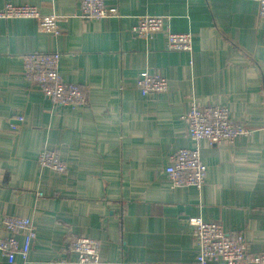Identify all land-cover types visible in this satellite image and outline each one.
Masks as SVG:
<instances>
[{"label": "crops", "instance_id": "0c3cea01", "mask_svg": "<svg viewBox=\"0 0 264 264\" xmlns=\"http://www.w3.org/2000/svg\"><path fill=\"white\" fill-rule=\"evenodd\" d=\"M103 1L118 17L82 20L79 0H0V7L27 4L67 17L57 37L31 19H0V238L5 217L32 218L27 264H78L68 252L74 235L98 242V264H197L187 220L199 217L242 233L248 253H264L258 1ZM145 15L191 33V55L168 51L162 34L133 36L136 17ZM48 51L60 54L59 74L81 87L85 105L53 106L24 80L22 57ZM143 71L166 78L167 91L141 96L135 83ZM192 104L226 107L251 131L233 143L200 142V191L173 188L164 173L172 153L194 146L182 118ZM43 150L55 151L67 171L40 168ZM0 264H9L1 253Z\"/></svg>", "mask_w": 264, "mask_h": 264}, {"label": "built area", "instance_id": "2783aa9c", "mask_svg": "<svg viewBox=\"0 0 264 264\" xmlns=\"http://www.w3.org/2000/svg\"><path fill=\"white\" fill-rule=\"evenodd\" d=\"M258 1V14L264 18V0ZM82 20H102L118 17L115 8L107 7L103 0H79L77 14ZM0 19H31L37 29L51 37H57L61 24L67 17L61 15H42L33 5H13L6 3L0 7ZM133 36L148 40L155 34L165 37L168 51L192 53L191 33H173L166 26L165 17L138 16L131 28ZM60 54L57 51L32 53L22 57V75L29 87L38 90L50 100L53 106L75 108L86 104L84 91L76 84L63 81L58 71ZM191 62V61H190ZM135 88L141 96L164 93L168 81L158 73L143 71L139 74ZM186 122L188 138L193 142L191 149H180L169 156L164 173L171 187H194L201 190L205 183L206 166L201 160L200 142L210 144L233 143L237 137H248L251 131L243 125L234 123L226 107H200L192 104L182 117ZM19 122L22 118L17 119ZM11 126V129H14ZM40 168L56 173H65L67 166L55 151L43 150L38 156ZM191 228L196 248L197 264H264V253L250 254L242 233H227L218 221L205 222L199 217L187 220ZM1 229L6 233L0 238V253L9 264H27V258L35 239V223L32 218L5 217ZM17 235L22 237L20 243ZM68 252L74 254L78 264H98L99 244L88 237L74 235L68 241ZM18 259V260H17ZM51 264H62L52 262Z\"/></svg>", "mask_w": 264, "mask_h": 264}]
</instances>
